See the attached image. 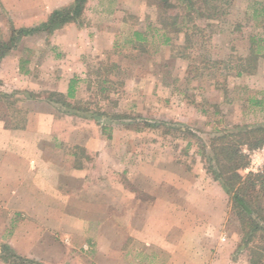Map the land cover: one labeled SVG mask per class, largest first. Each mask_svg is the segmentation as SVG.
Returning a JSON list of instances; mask_svg holds the SVG:
<instances>
[{
  "label": "rangeland",
  "instance_id": "obj_1",
  "mask_svg": "<svg viewBox=\"0 0 264 264\" xmlns=\"http://www.w3.org/2000/svg\"><path fill=\"white\" fill-rule=\"evenodd\" d=\"M72 1L0 0V43ZM98 3L101 26L111 11L114 38L103 34L102 49L81 58L85 80L67 99L78 113L47 100L46 92L62 93L53 85L17 84L1 64L12 54L32 58L36 79L45 66L55 70L47 59L54 31L19 37L0 59V92L9 95L0 98V245L36 264H250L231 197L207 171L202 147L218 130L264 124V109L249 101L264 96V41L253 70L235 75L249 61L250 38L264 39V11L253 12L264 0H228L215 19L193 13L184 27L187 10L177 1L173 12L157 0ZM96 4L86 0L69 24L88 28ZM171 13L178 25L162 29ZM38 114L54 121L40 128ZM144 119L184 127L165 133L142 127ZM242 147L248 163L239 173L264 170V145ZM18 154L40 155L41 167L23 166Z\"/></svg>",
  "mask_w": 264,
  "mask_h": 264
},
{
  "label": "trees",
  "instance_id": "obj_2",
  "mask_svg": "<svg viewBox=\"0 0 264 264\" xmlns=\"http://www.w3.org/2000/svg\"><path fill=\"white\" fill-rule=\"evenodd\" d=\"M157 1L162 4L165 11L169 12H173L176 8V1L186 8L187 14L185 16H187V19H185L181 27L192 21L193 13L198 14L202 18L215 19L221 13L220 10L223 9V5L228 3V0ZM85 2L86 0H73L68 7L54 9L44 21H41L35 27L14 28L13 34H16L17 38L11 37L9 42L0 43V59L10 48L14 47V43L17 42L19 37L32 34L38 30H45L51 33L69 22L77 21L82 14ZM260 10L264 11V6H261L259 9L255 8L253 12L255 13ZM171 15L172 19L170 22L166 23L163 21L162 29L178 25L179 15L177 13H171ZM177 29L180 30V27ZM136 35V41H138L141 38V34L137 32ZM168 40V36H165L164 41ZM263 41L264 39L261 36H252L250 38L249 54L246 58L249 61L243 63L245 60H242L241 63L237 64L235 75H241L243 72L250 73L253 70L251 66L253 67V64L257 62L260 52L259 42ZM10 43L13 44L10 45ZM186 73H192V66H187ZM25 93L32 98L39 97L37 93L30 91H25ZM8 96V94L0 92V98ZM46 96L47 100L48 98H57L49 100L51 104L71 107L70 110H73V112L68 110L69 112L67 113H78L76 111L79 108L73 106L67 100L69 95L46 92ZM249 101L253 106H259L261 109H264V96L261 98L252 97ZM115 116L121 117L118 114H115ZM142 125V127L150 129H160L165 126V133H169L173 129L182 130L180 127L183 126L182 123L164 119H144ZM187 133H190V131L187 130ZM243 145H246L249 149L264 145V124H244L243 127L235 126L232 130H218L217 135L213 137L208 147L203 145L202 154L206 159L207 171L213 175L214 179L221 184L224 191L231 197L230 211L240 226L238 247L245 251L250 264H264V170L259 173L250 172L244 176L239 173V169L245 167L248 163V157L243 153ZM207 148L209 149V156L207 155ZM0 258L11 264H36L33 260L17 255L7 244L0 245Z\"/></svg>",
  "mask_w": 264,
  "mask_h": 264
},
{
  "label": "crops",
  "instance_id": "obj_3",
  "mask_svg": "<svg viewBox=\"0 0 264 264\" xmlns=\"http://www.w3.org/2000/svg\"><path fill=\"white\" fill-rule=\"evenodd\" d=\"M97 4L95 6V9L93 13H89V11L86 12V15H88L89 19L91 18V21L89 20V27L88 28H79L78 26H75L73 24H65L61 28L57 29L53 33V41L51 42V55L47 57V59L50 62H53V64H56V68L48 69L46 66L44 67L46 70L44 72L38 73L41 76L38 77V79L35 78L36 74L32 68H30L28 65L32 64V58L30 57H23V56H13L12 54H6L3 59H1V64L5 65L7 63L10 64L11 67V73L14 75L13 79L14 82L17 84H21L25 87H28L32 90L37 91L39 85L43 82L44 84L53 85L52 87L55 89V91H60L64 94L69 95V99L73 100L77 97V83L78 81H84V68L82 65L81 58L84 57L85 51L90 52H97L98 49H102L101 43H99V38L105 34V38L108 40L111 39V42L113 40V30H111L108 26L110 25V22H108V19L112 15H108L111 13L109 11L108 13H104L106 20L103 23V26H101L99 23V15L102 14L101 7H99V3L101 0H96ZM119 1V0H118ZM59 7H53L51 11L47 12L50 14L54 9H58ZM46 15L47 16L49 15ZM112 18V17H111ZM137 30H134L132 32L133 41H136L137 39ZM112 33V34H111ZM71 37L73 39V45L74 48H70L68 45L67 39L71 42ZM132 38H130L131 40ZM85 42V44L83 43ZM72 43V42H71ZM88 45V46H87ZM88 47V48H87ZM39 52V56H40ZM62 58V62L59 61L58 58ZM39 58V57H38ZM67 58V59H66ZM41 59V58H40ZM70 59V61H68ZM60 62V66L58 64V61ZM43 59L39 61V59L34 62L35 65H43ZM60 75V76H59ZM49 77V79H47ZM61 77V83L58 84L59 78ZM48 80V81H47ZM5 81V80H3ZM65 81V82H64ZM71 81H72V87H71ZM63 82V83H62ZM17 87V86H15ZM51 89V88H50ZM39 119V126L40 128L46 127L47 122H53L54 118L51 115H37ZM68 118V117H67ZM70 118V117H69ZM44 122V124H42ZM38 126V127H39ZM44 129V128H43ZM8 143V142H7ZM22 155V156H20ZM18 154L16 158L18 160L23 161V166H26L27 164L31 168L37 169L38 167H41V163L35 164L34 162H39L41 159L40 155L30 157L26 154ZM14 157L16 155H13ZM21 157V158H20ZM32 162L34 164H32ZM48 167V166H47ZM46 167V168H47ZM26 168V167H25Z\"/></svg>",
  "mask_w": 264,
  "mask_h": 264
}]
</instances>
